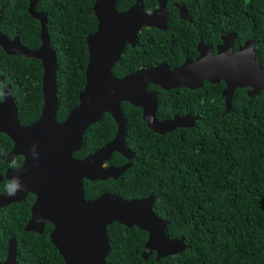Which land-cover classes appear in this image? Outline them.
Listing matches in <instances>:
<instances>
[{
	"label": "trees",
	"instance_id": "obj_1",
	"mask_svg": "<svg viewBox=\"0 0 264 264\" xmlns=\"http://www.w3.org/2000/svg\"><path fill=\"white\" fill-rule=\"evenodd\" d=\"M145 10L158 6L157 0H142ZM94 0H37L36 10L46 14L50 45L56 51L55 119L60 121L78 104L85 83L88 59L85 37L97 26ZM134 0H117L125 10ZM175 3L183 4L187 17L181 18ZM29 0H0V32L17 35L25 46L40 44V22L28 12ZM167 30L143 27L134 46L126 44L112 74L121 77L141 67L162 61L174 67L185 58L197 56L198 40L212 46L221 35L234 31L233 48L247 39L255 40L256 56L264 70V0H168ZM43 68L40 60L7 54L0 46V84L10 85L21 124L35 121L41 111ZM225 83L204 81L200 87H179L157 91L156 117L174 114L196 116L193 126L177 127L160 134L142 119L140 107L121 102L127 119L125 145L133 152L126 159L114 152L108 160L114 166H130L117 178L83 181L84 196L94 198L112 192L125 199L154 196L153 210L167 221L170 238L183 236L182 252L156 259L155 251L142 256L147 232L118 222L107 225L112 264H264V92L248 94L236 88L226 111L222 90ZM1 100V99H0ZM117 124L110 113L85 130L81 158L112 140ZM12 140L0 133V173L10 167L2 157ZM19 166L23 157L16 156ZM8 179L0 183L5 189ZM34 195L22 202L0 207V260L5 259L8 242L16 243V264H65L51 242L50 222L41 232L25 230Z\"/></svg>",
	"mask_w": 264,
	"mask_h": 264
},
{
	"label": "water",
	"instance_id": "obj_2",
	"mask_svg": "<svg viewBox=\"0 0 264 264\" xmlns=\"http://www.w3.org/2000/svg\"><path fill=\"white\" fill-rule=\"evenodd\" d=\"M36 1L29 0L28 12L40 22L38 47L31 49L22 44L18 36L10 38L0 32V46L7 54L38 59L43 68V101L35 121L19 122L11 94L0 100V133H5L13 142L11 150L2 159L9 161L16 155L23 157L18 169L5 170L0 181L3 177H19L24 185V190L16 196L0 192V207L20 202L27 193H32L35 199L24 229L41 232L45 222L52 223L49 237L65 264H112L106 260L111 249L106 227L112 222L136 226L147 232L142 252L144 258L152 251H155L156 259L182 252L187 246L184 237L167 236V221L154 212L153 195L125 199L112 192H103L86 199L83 181L117 178L130 166L129 162L118 167L106 163L114 152L126 159L134 157L124 142L127 119L122 113L121 102L140 107L143 121L160 134L194 125L196 116L189 113L159 120L156 117L157 91L150 89V84L169 90L197 88L204 81H223L226 111L230 109L236 88H248L249 95L264 92V70L256 56L255 40L247 39L233 49L235 32L230 31L221 35V42L214 51L210 45L199 41L196 46L199 54L176 67L161 62L117 77L112 74V67L126 44L135 45L137 33L143 27L167 29L168 0H157L158 6L151 11L144 9L142 0H134L125 10L116 8L117 0H94L92 9L97 26L85 37L88 53L85 83L79 92L78 104L58 121L55 119L57 55L50 45L46 14L36 10ZM176 6L179 16L186 18L185 6L179 3ZM4 90L10 92V85L7 84ZM105 112L110 113L117 124L114 137L84 157H75L73 153L80 149L85 130ZM33 146L39 154L38 159L32 157ZM0 264H16L13 238L9 240L6 257Z\"/></svg>",
	"mask_w": 264,
	"mask_h": 264
},
{
	"label": "clouds",
	"instance_id": "obj_3",
	"mask_svg": "<svg viewBox=\"0 0 264 264\" xmlns=\"http://www.w3.org/2000/svg\"><path fill=\"white\" fill-rule=\"evenodd\" d=\"M168 2V1H167ZM180 4V3H179ZM175 6H176V3H175ZM177 8V6H176ZM178 9V8H177ZM179 11V10H178ZM2 33V32H1ZM235 36H236V33H235ZM234 42V41H233ZM206 44V43H205ZM209 45V44H208ZM218 45V44H217ZM242 45V44H241ZM211 46V45H210ZM212 47V46H211ZM215 49H216V46H215ZM234 49V48H233ZM214 51V50H213ZM225 88V87H224ZM223 91V90H222ZM11 94L10 92H6L4 90L3 87H0V99L6 97L7 95ZM226 109V108H225ZM31 152H32V157L33 159H38V153L36 152V149H35V146L32 147L31 149ZM107 163V162H106ZM13 170H16L18 169V165L15 161V159H13L11 162H10V165H9ZM85 180V179H84ZM24 190V185H23V182L20 180L19 177H11L8 179L7 183L5 184V194L8 195V196H16L20 191H23ZM28 194V193H27ZM32 194V193H31ZM26 197V196H25ZM34 199H35V196H34ZM34 201V200H33ZM22 202V201H20ZM33 203V202H32ZM45 224V223H44ZM52 224V223H51ZM44 227V225H43ZM53 227V225H52ZM43 230V229H42ZM52 230V229H51Z\"/></svg>",
	"mask_w": 264,
	"mask_h": 264
},
{
	"label": "flooded vegetation",
	"instance_id": "obj_4",
	"mask_svg": "<svg viewBox=\"0 0 264 264\" xmlns=\"http://www.w3.org/2000/svg\"><path fill=\"white\" fill-rule=\"evenodd\" d=\"M167 28H168V26H167ZM166 30H167V29H166ZM14 36H17V35H13V36H11V38H13ZM199 41H201V40H198L197 43H198ZM197 43H196V46H197ZM195 50L197 51V49H195ZM198 54H199V52L197 51V55H198ZM188 58H189V57H188ZM188 58H185V59L183 60V62H184L186 59H188ZM190 59H191V58H190ZM162 62H165V61H162ZM160 63H161V62H160ZM166 63H167V62H166ZM158 64H159V63H158ZM167 64H168V63H167ZM156 65H157V64H156ZM178 65H179V64H178ZM176 66H177V65H176ZM176 66H174V67H176ZM0 76H2V75H0ZM2 81H3V76H2V80L0 81V84H1ZM6 85H7V84H4L2 87L4 88ZM10 92H11V91H10ZM13 99H14V98H13ZM15 104H16V103H15ZM174 115H179V114H174ZM174 115H173V116H174ZM173 116H172V117H173ZM172 117H170V118H172ZM166 119H168V118H166ZM163 120H165V119H163ZM12 143H13V142H12ZM12 146H13V144H12ZM11 148H12V147H11ZM10 150H11V149H10ZM10 150H9V151H10ZM9 151H8V152H9ZM8 152H7L6 154H8ZM6 154H5V155H6ZM5 155H4V156H5ZM4 156H3V157H4ZM16 156H19V155H16ZM16 156H14V157H13L12 159H10L9 161H3V159H2V161L5 162V163H8V162L12 161ZM3 157H2V158H3ZM126 163H128V162H125L124 164H126ZM124 164H123V165H124ZM107 165H112V164H109L108 161H107ZM19 166H20V165H19ZM19 166H18V167H19ZM112 166H114V165H112ZM120 166H122V165H120ZM117 167H118V166H117ZM10 168H11V167H8V168H6L5 170L10 169ZM11 169H12V168H11ZM5 170H4L3 173H0V176H3V175H4ZM124 172H125V171H124ZM124 172H123V173H124ZM3 179H6V178L3 177L2 180H3ZM2 180L0 181V183L2 182ZM3 191H5V189L0 190V192H3ZM23 200H24V199H23ZM23 200H22V201H23ZM13 203H15V202H13Z\"/></svg>",
	"mask_w": 264,
	"mask_h": 264
}]
</instances>
